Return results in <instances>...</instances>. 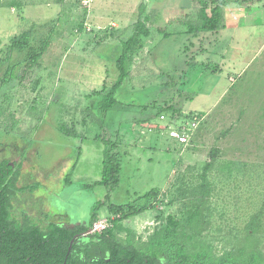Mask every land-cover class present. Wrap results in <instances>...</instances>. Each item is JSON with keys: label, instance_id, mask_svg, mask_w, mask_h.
Listing matches in <instances>:
<instances>
[{"label": "rangeland", "instance_id": "374dc122", "mask_svg": "<svg viewBox=\"0 0 264 264\" xmlns=\"http://www.w3.org/2000/svg\"><path fill=\"white\" fill-rule=\"evenodd\" d=\"M0 1V160L22 162L19 185L41 183L33 193L16 194L14 217L90 227L97 212L114 216L106 233L141 245L171 216L183 219L185 202L204 183L203 169L218 149L207 173L203 236L223 255L244 240L250 216L260 212L257 245L264 251V27L248 25L264 0H229L226 13L235 16L216 31L190 30L201 22L196 0ZM142 1L148 34L117 90L119 103L103 120L96 103L117 78L122 41L132 34ZM245 17L247 26H232ZM25 34L31 45L49 44L28 72L26 49L11 46ZM144 118L150 125L134 128ZM62 123L78 135L62 133ZM174 130L186 132L188 143ZM100 138L117 142L113 190L95 184ZM152 188L144 212L115 216L107 205L97 208L108 194L110 203L123 205Z\"/></svg>", "mask_w": 264, "mask_h": 264}, {"label": "trees", "instance_id": "16d2710c", "mask_svg": "<svg viewBox=\"0 0 264 264\" xmlns=\"http://www.w3.org/2000/svg\"><path fill=\"white\" fill-rule=\"evenodd\" d=\"M55 1L59 4L64 2V0ZM196 1L200 5L198 15L201 22L195 24L190 30L216 31L224 26L223 7L229 0ZM3 5L0 1V6ZM146 8V3L142 1L138 7L139 13L133 25V32L126 40L122 41V52L116 60L117 78L107 92H101L100 99L96 103L103 120L109 111L119 103L116 96L117 90L130 76L128 64L132 62L134 52L142 47V37L148 34L146 18H144ZM27 40L28 37L25 34L15 37L11 44L20 50L26 49L28 58L25 64V72L39 65L40 59L49 45L47 42L48 45L36 47L29 44ZM6 108H1V116H4ZM10 114L13 117V114ZM0 120L4 122L2 119ZM59 130L66 135H78L75 127L63 123L59 125ZM100 139L104 144L102 172L101 178L95 184L104 185L109 190H113L119 182L120 171L118 153L115 152L117 142L106 138ZM218 157L219 150L214 149L203 169L204 183L185 202L183 219L171 216L166 226L155 232L141 248L133 245V239L130 236L128 237L129 244L124 245L118 242L114 235H110L108 237L110 239L107 241L108 249L111 252L108 264H125L128 259L135 260L138 264H144L146 259L149 260V264H264V251L257 245V234L261 232L263 227L260 212L250 216L245 226L244 240L223 255H216L212 243L203 236L207 228L205 214L209 196L207 173ZM22 166V162L8 159L0 160V264H7L9 260L21 262L24 260L27 264H37L40 252L44 254V260H53L58 264H63L66 261V264H69L66 260V253L72 237L74 234L85 232L88 227L79 224L73 228H66L57 224H50L47 228L57 229L65 235L67 234L66 239L58 242L45 240L41 243L37 241L38 235H50L51 232H40L41 226L33 222L26 214L17 218L12 213L13 198L18 192H34L41 186L40 182H33L24 186L18 185ZM154 192L155 190L152 188L123 205L110 203L108 194L106 200L100 202L97 208L101 205H107L112 213H115V216L141 213L151 208ZM97 218L98 215L95 212L92 220L95 221Z\"/></svg>", "mask_w": 264, "mask_h": 264}, {"label": "flooded vegetation", "instance_id": "af4514ba", "mask_svg": "<svg viewBox=\"0 0 264 264\" xmlns=\"http://www.w3.org/2000/svg\"><path fill=\"white\" fill-rule=\"evenodd\" d=\"M19 186H24V185H19ZM25 192H27V191H25ZM18 193H23V192H18ZM29 193H33V192H29ZM24 214H26V213H24ZM26 215H28V214H26ZM33 222H35L41 226V229L39 230L40 232H46V231L51 232L50 235L44 234V235H38L37 236L36 240L40 241L41 243L45 240L58 242L60 240L66 239V237H67V234L65 235L63 232H61L57 229L47 228V226L50 224H57V225H60V226L66 227V228H73L74 226L79 225V224H76L73 226H67L61 222L56 221V219H54V217H50V218L46 217L45 219H42L40 221H33ZM109 236H110V234H108L104 231L101 233L92 232L91 226L88 227V229L81 234H76V235L74 234V236L72 237V239L70 241L68 251L66 253V260L69 262V264H108L110 261V255H111V252L108 249V242H107L110 239V238H108ZM128 237L129 236H127L125 240L116 237V240L120 243H123L124 245H128L129 244ZM145 242H147V241H145ZM145 242L142 243L141 245H138V244L133 242V245L141 248V247H143ZM69 256H70V258L68 259ZM22 261L23 262L16 261V260H14V261L9 260V261H7V264H27L26 261H24V260H22ZM149 263L150 262L148 259H146L144 262V264H149ZM37 264H58V262H54L53 260L52 261L51 260H44V254L42 252H40L39 257L37 259ZM63 264H66V261ZM121 264H123V263H121ZM125 264H138V263L135 260L128 259Z\"/></svg>", "mask_w": 264, "mask_h": 264}, {"label": "crops", "instance_id": "0c3cea01", "mask_svg": "<svg viewBox=\"0 0 264 264\" xmlns=\"http://www.w3.org/2000/svg\"><path fill=\"white\" fill-rule=\"evenodd\" d=\"M228 3V2H227ZM257 9L259 10V12H258V14L256 15V17H252V16H250L249 17V23L250 24H248V25H251V26H254L255 24H258L257 26H263L264 27V7L263 8H261V7H257ZM231 12H227L226 13V6H224L223 7V14H224V18L226 19V21L228 20V18L230 17L231 18V16H235V15H233V14H230ZM229 16V17H228ZM232 19V18H231ZM231 19H229L230 20V22H232L231 21ZM245 20H248L246 17L244 18V20H241V21H239L238 19L234 22V24H232V26L233 27H237V26H241V25H244L245 24V22L243 23V21H245ZM227 23V22H226ZM228 24V23H227ZM253 24V25H252ZM246 25V24H245ZM247 26V25H246ZM256 26V25H255ZM140 121H142V122H139V124L137 125V126H135L134 128H137L138 130L141 128V127H146V126H149L150 125V121L149 120H147V118H144V119H142V120H140ZM144 129H146V128H144ZM138 137L140 138V140H141V142L142 143H145L144 141H145V137H144V135L143 134H138ZM142 139H144V140H142ZM102 160H103V151H102Z\"/></svg>", "mask_w": 264, "mask_h": 264}, {"label": "built area", "instance_id": "2783aa9c", "mask_svg": "<svg viewBox=\"0 0 264 264\" xmlns=\"http://www.w3.org/2000/svg\"><path fill=\"white\" fill-rule=\"evenodd\" d=\"M173 136L176 137L178 139V141L182 144H187L189 141V136L184 131L174 130ZM113 218H114V216L111 217V219L108 217L97 218L91 224V231L92 232H99V233L106 231L109 227L112 226L111 220Z\"/></svg>", "mask_w": 264, "mask_h": 264}]
</instances>
